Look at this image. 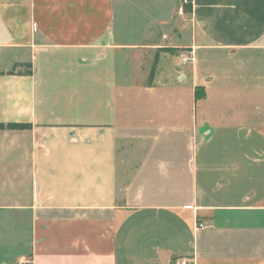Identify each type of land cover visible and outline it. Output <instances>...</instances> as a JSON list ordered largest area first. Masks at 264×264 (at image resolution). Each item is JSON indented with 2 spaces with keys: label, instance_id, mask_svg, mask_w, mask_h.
<instances>
[{
  "label": "crops",
  "instance_id": "obj_1",
  "mask_svg": "<svg viewBox=\"0 0 264 264\" xmlns=\"http://www.w3.org/2000/svg\"><path fill=\"white\" fill-rule=\"evenodd\" d=\"M188 9L0 0V264H264V0Z\"/></svg>",
  "mask_w": 264,
  "mask_h": 264
},
{
  "label": "built area",
  "instance_id": "obj_2",
  "mask_svg": "<svg viewBox=\"0 0 264 264\" xmlns=\"http://www.w3.org/2000/svg\"><path fill=\"white\" fill-rule=\"evenodd\" d=\"M178 2H179V12L180 13H183V9L185 7H190L191 5V0H178ZM180 59L182 63H186L190 60L189 57L183 56V55H180ZM175 264H193V263L188 260L181 259V260L176 261Z\"/></svg>",
  "mask_w": 264,
  "mask_h": 264
},
{
  "label": "trees",
  "instance_id": "obj_3",
  "mask_svg": "<svg viewBox=\"0 0 264 264\" xmlns=\"http://www.w3.org/2000/svg\"><path fill=\"white\" fill-rule=\"evenodd\" d=\"M189 9H187L188 11ZM203 96V91L199 88L195 89V98H201ZM3 126L0 125V129H2ZM8 128H26L25 125H9Z\"/></svg>",
  "mask_w": 264,
  "mask_h": 264
},
{
  "label": "rangeland",
  "instance_id": "obj_4",
  "mask_svg": "<svg viewBox=\"0 0 264 264\" xmlns=\"http://www.w3.org/2000/svg\"><path fill=\"white\" fill-rule=\"evenodd\" d=\"M187 9H188V7H185V8L183 9V11L185 10V13H184V14L188 13ZM1 216H2V215H0V218H1Z\"/></svg>",
  "mask_w": 264,
  "mask_h": 264
}]
</instances>
